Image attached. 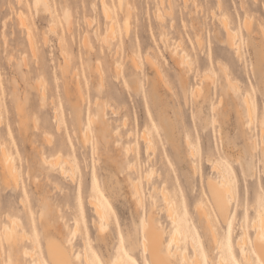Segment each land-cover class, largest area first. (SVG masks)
<instances>
[{"label": "rangeland", "instance_id": "rangeland-1", "mask_svg": "<svg viewBox=\"0 0 264 264\" xmlns=\"http://www.w3.org/2000/svg\"><path fill=\"white\" fill-rule=\"evenodd\" d=\"M124 1L127 5L122 7L121 0H48L49 8H45L36 0H0V151L5 146L20 171L18 186H7L0 163V230L8 222L5 212L9 206L18 217L25 219L24 201L36 222V229L30 225L27 233L31 237L37 233L40 240V246L36 248L31 244L27 246L36 254L30 260L50 264L45 251L46 224L52 221L54 226H59L61 220L58 217L70 210L66 203L70 207L77 206L75 188L79 179L84 203H87L93 192V167L99 184L113 202V219L121 223L119 229L113 220L108 226L106 232L112 241L106 249L97 244V223L88 220L92 243L105 264H109L119 245L117 231H122L127 244L131 240L135 242L152 200L160 221L169 223L161 213L164 204L160 194L150 193L152 184L167 175L170 189L173 190V183L185 199L189 222L196 227L194 237H200L204 251L201 264H213L210 234L200 222L195 204L203 197L216 216L207 178L218 174L212 166L220 163L235 176L237 210L230 233L236 258L245 264L236 242L246 231L248 241L254 238L256 209L253 205L259 194V184L264 188L261 152L264 148V0ZM103 4L108 6L111 20L116 22V33L108 41L103 36L111 20H108ZM124 6L130 9L128 24L123 20ZM63 7L71 15L69 26L64 20ZM158 11L164 13L165 22L156 17ZM21 16L27 20V29L21 23ZM224 18L236 33L235 42L240 47V54L235 45L227 42ZM246 18L251 20L249 30L244 26ZM29 33L35 39V49L29 44ZM85 36L89 44L83 43ZM60 42L63 44L59 46ZM63 46L67 49H62ZM33 49L39 51L38 54ZM172 51L176 56L186 51L190 59L188 66L176 65ZM150 53L155 55L158 63L155 66L146 59ZM64 56L70 57L71 75L66 74L71 76L70 82L76 79L72 76L77 75V80L69 85L80 84L81 88L78 87L83 94L77 90L79 88L75 90L82 94L81 98L73 88L69 89L70 94L74 91L70 97L66 96L64 82L69 78L64 79L60 67ZM134 56L139 67L132 64ZM115 63L120 64L119 72L115 70ZM97 64L100 70L95 67ZM73 67L77 73H72ZM183 69L188 70L185 80ZM205 73L213 75L209 90L202 78ZM227 73L239 89L229 86ZM197 86L201 88L199 96L195 93ZM42 90L47 92L46 96ZM245 93L251 103L252 131L246 127L249 118L241 99ZM17 105L21 107L20 112ZM98 109L102 113L100 129L91 122ZM87 127L92 130L93 140L84 149L78 142V133ZM103 128L107 129V136L102 133ZM127 131L135 132L140 139L138 155L141 160L138 161L141 170L144 173L153 171L151 179L146 181L148 177H143L141 182L145 214L136 213L135 199L131 197L132 192L130 194L131 182L127 185L129 175L136 176V172L128 171L126 166L137 149L132 146L126 156L121 152L122 144L133 145L132 137L124 136ZM142 132L156 138L155 150H147L140 138ZM45 135L50 136L51 142ZM188 136L192 149L186 143ZM254 138L258 151L252 149ZM61 141H65L78 158L79 169L74 182L63 178L57 168L43 163L45 159L56 160L59 156L62 159L67 155L64 149L60 151L52 146ZM93 142L99 146L94 152ZM116 160L118 164H115ZM49 201L56 204L52 220L47 208ZM85 208L87 219L94 218L91 207ZM216 219L219 240L228 250V224L217 216ZM1 244L5 251L6 244L3 241ZM66 244L69 246L68 242ZM214 252L218 253V249ZM135 253L138 263L130 264H144L140 252L135 250ZM6 261V255L0 254V264H6Z\"/></svg>", "mask_w": 264, "mask_h": 264}, {"label": "bare ground", "instance_id": "bare-ground-1", "mask_svg": "<svg viewBox=\"0 0 264 264\" xmlns=\"http://www.w3.org/2000/svg\"><path fill=\"white\" fill-rule=\"evenodd\" d=\"M160 2L164 3V1L162 0ZM36 3H41L45 8H49L48 0H36ZM123 5H125V1L121 0L120 6L123 7ZM125 6H124V9H125ZM103 7H104L103 10H105L107 14L105 15L107 16L108 20L109 19L111 20V18L113 17H111V14H109L110 11H109L108 6L103 4ZM63 9H64V20L66 21V23H68L67 25L69 26L71 24L70 12L64 7ZM125 10L126 12L124 13L125 17H123V20L125 24H128L129 17H130V11H129L130 9L127 8ZM156 17L159 18L158 19L159 21L162 20L163 18L165 19L164 13L161 11H158V13L156 14ZM164 19L163 21L165 22ZM20 20H21V23L26 28L27 27L26 18L24 16H21ZM227 21L228 20L226 18L223 19V25L225 27L227 42L231 46L235 45L237 48V53L240 54V47L239 45H236L237 43L235 42L236 33L228 25ZM115 23L116 22L113 19L111 20V23L107 25L105 34L103 36V39L105 41H108L110 36L115 35L116 33ZM244 26L246 29L249 30L251 28V20L246 18L244 21ZM28 32H30V29ZM31 33L28 34V38H29L28 40H29V44H31V47H33L35 45L34 44L35 39ZM83 43L89 44L87 36L84 37ZM60 44L61 42L59 43V46ZM178 44H181V42H178ZM121 45L122 44H120V46ZM64 47L66 48V46H63L62 49H64ZM86 47L88 48V46ZM33 48L35 49V46ZM62 49H61V54H62ZM36 50L34 51L36 52ZM38 52L36 53L38 54ZM174 52L176 53V50H174ZM174 52H173V55L170 54L174 57V58L172 57L175 60V61L173 60V62L175 64L177 63L176 65L178 64L181 65L182 67L183 66L185 67V65L188 66L187 64H189L190 59H188V55L186 51L180 52L179 56H176ZM177 54H178V50H177ZM70 55H71V51L69 50V56ZM69 56L67 57L64 56L65 59L63 57L64 59L63 63L62 62L60 63V67H61L64 79L71 77L70 76L71 74L69 72V68H71L70 67L71 62H69L70 60ZM146 59L147 61H149V63L153 64L154 66L158 64L156 63V58L154 54L150 53L146 55ZM132 64L134 67H139V62L137 59H135V56L132 57ZM97 66L95 65V67L100 70L98 64ZM95 67L93 66V68L97 72V69ZM222 67L227 72L226 67H224L223 65ZM115 68H116L115 70L119 72L120 64L115 63ZM157 68L159 69L158 65H157ZM74 70L76 69H74L73 67L72 73H77V70L76 71ZM68 72L70 74V75L68 74L69 76L66 75ZM182 72H184L183 79L185 80L188 74V70L183 69ZM101 76H102V73H101ZM72 77L73 78L76 77V79L71 78L72 80L70 82V78H69L65 80L64 82V89H65L64 91H66L65 93L67 95L66 94L65 95L67 97H70V95L74 92V91H71L72 93L70 94L69 89L71 90V88H73L75 90V88L80 87V84H79L80 81H77V83L79 84L78 85L79 87L78 86L75 87L73 84L69 85L70 83L73 82V80L74 81L77 80V75L72 76ZM202 78L204 81L207 82L206 88L207 90H209L211 86V83L209 80H212L213 75L211 73H205L203 74ZM101 80H103V77ZM227 81L230 87H233V88L236 87L235 89H239V86L236 83H234V81L229 77L228 73H227ZM80 88L77 90L78 91L81 90V93H82V89ZM42 89H45V87L44 88L42 87ZM200 89H201L200 86H197L195 90V93L197 95L199 94ZM77 90H75V93L77 92ZM43 92L45 93L46 91H43ZM46 93L43 95L46 96ZM76 94L80 95V98H81L82 97L81 95L83 93L80 94L78 92ZM241 99L245 104V107L248 113V118H249V121L246 127L247 129L252 131V124H253L252 116L253 115H252V109L250 105L251 103H250L248 94L245 93L244 95H242ZM18 105L20 104L18 103ZM18 105L17 107L19 108L17 109L19 111L21 109L20 107L21 105L20 106ZM237 112L239 114V110H237ZM101 116H102V113L100 109L96 110L93 113L91 117V122L93 123L92 125H94V127H96V125L99 126V123H100L99 119ZM20 118L23 119L22 117ZM216 121H218V119H215V122ZM21 124H23V122ZM98 128L100 129V126ZM106 130L107 129L103 128L102 133L104 134V136H107ZM153 130L154 129H152V131ZM149 131L150 129L148 130V133ZM91 132H92L91 128L87 127L83 129L81 128L78 133V139H79L78 142L82 144L84 149L86 148L87 144L89 143L91 144V140H93ZM145 132L140 133L142 134L141 135L142 137L140 138H142L141 141L142 140L144 141L145 145L147 146V150L149 151V149L151 150L155 147L156 138L154 137L152 138L150 134L148 135ZM124 136H126L128 139L132 137L131 144H133L130 147L126 146V144L121 145L123 146V150L121 149L120 150L121 152L125 154V156L128 152H130V148L132 146L134 147L135 145V147L137 148L136 153H134L133 159L127 162V166L124 165V167L126 166L128 168L127 169L128 171L129 169H132L134 171L133 173L136 172V176L133 177L132 175L127 174L129 175V178L127 176L128 182L127 181L126 182H127V185L129 182H131L130 190L132 191H130V194L132 192L133 195L131 194V197L132 196L135 197V198L133 197V199H135L134 206H135L136 213L145 214L146 205L144 204V195L142 194L141 182H142L143 177L144 179H146L145 177H148L146 181L151 179L150 176L153 174V171L144 173L139 166L141 164L140 161H138V159L141 157V156L139 157L138 155V153L140 152L139 147H138L140 139L135 134V132L133 133L132 131H127L124 134ZM44 137H47L45 138L46 140L50 138L49 135H45ZM49 142H51V140H49ZM186 143L191 148L192 144H191V140L189 136L186 139ZM96 144L98 143L93 142V145H92L93 152H94V149H96L97 147ZM252 145H253L252 149L254 151H258L259 146L255 138L252 140ZM52 146L54 149H58L60 151L64 149L67 155L65 157L62 156V159H61V156H59L58 159L56 160L45 159L43 160V163H45L46 165H51L53 168H57L58 173L63 178H66L67 180H71L74 182V178L76 177V172L79 169L78 158L75 152L66 145L65 141H61L60 143H53ZM1 148L2 149L0 151V163L2 166V174L4 177V182L7 186L8 185L18 186L20 182V171L15 165L14 160L10 156L9 152L6 150L5 146ZM110 150L108 152H110ZM117 152H119V150ZM133 152L135 151L133 150ZM190 152L194 154L195 152L197 153V150H195L194 153L192 150ZM261 152L263 154L262 165H263V172H264V148L261 149ZM111 153H114V152H111ZM95 154H97V152ZM122 154L120 153L119 155H122ZM121 157L118 159L121 160ZM116 161L117 163L115 164H118V160ZM211 162L212 161L208 163H211ZM219 164L213 163L212 168H214L216 173L218 172V174L216 176L210 175L207 178V188H208V192L210 193V199L212 200L213 208L217 212L216 214L217 218L219 217L222 222L228 224V237H227V245H229L228 250L225 249L224 245L222 244V241L219 240L218 233L216 231L218 220L216 219V216L213 214L212 210L209 208L210 206L208 202L206 201V199L201 197L196 202L195 208L198 213L200 222L203 223L204 228L210 234V246H211L210 254H212L211 261L214 262L213 264H241L240 260L236 258V254L234 251L235 246L232 243V237L230 233L231 227L233 225V219L236 215V210H237V204H236L237 200L236 199L238 197L234 196V194L235 195L237 194L236 187H235V176L233 175V172L228 169V167L225 166L224 168V166L223 167L221 166L222 164L221 165ZM158 174L160 173L158 172ZM172 182L174 181L172 180ZM76 184H77V188H75V195L77 196V206L73 205L72 207H70L66 203L67 208L70 210H67V212H65L64 215H62L61 217H58V220H61V222L59 223L60 224L59 226L57 225V223H56L57 226H54L52 221L46 224L45 236L47 240L45 242V251L48 256V261L50 264H105L100 252L94 247L92 243V239L90 238L88 220H90V223L92 224L97 223L98 226L95 225L96 227H98L97 229L99 230V233L97 236L99 240L97 244L107 249L109 242L112 241L110 234L106 232V230L108 226H111L110 225L111 221L112 220L114 221L113 212L115 211V209H114L113 202L110 200L109 195L106 193V191L99 184L97 175L95 174L93 167H92V187H91V191L93 192L88 196L86 200L87 203H84L81 179H79V181H76ZM170 187H171V183L169 182L167 175H164L161 177L160 181L154 182L152 184V187L150 190V193H153V195L156 193L160 194L161 200L163 201V204H164V206L162 207L163 212L161 211V213L165 215L169 223L166 225L160 221L159 213L155 211V207H154L155 203H153V200H152V202L149 205L150 208L147 211L148 214L145 215L146 218L145 219L143 218L141 221L139 237L138 235L136 236L135 242L131 240L130 243L127 244L125 236L123 235L122 231L120 230L117 231L119 245L116 247V250L113 252V255H112L113 258L109 264L138 263V260L135 257L137 256L135 253V250H138L140 252L142 259L144 260V264H188V263L197 264L198 262L201 264L200 257L202 258L201 254L203 251L201 248V240H200V237L199 238L194 237V228L196 230V227L194 226L193 228L192 224L189 222L190 218L188 217V211L186 210L185 199L179 195L178 189L173 185V183H172L173 190H171ZM258 190H259V194H258L255 205H253L256 209L255 211L256 215L254 217V224H255L254 226H256V231L254 234V238L251 240V242L248 241V238L246 236V232H247L246 231L245 235L242 238L238 239L236 242L237 247L241 249L240 252L242 255L243 262L245 264H264V188H262V184L261 185L259 184V188L257 189V191ZM245 199L247 200V197ZM26 205L27 204H25L23 201L25 219H21L20 217H18V213L14 211L13 209H11L10 206L5 212L8 222L5 223L3 227H1V230H0V254L6 255L7 257L6 264H37L36 262L31 261L32 259H34V256L36 254L34 253L32 249L27 248V246L31 244L33 247L36 248L40 246V240H39L37 233H34L37 236L35 237L32 236L33 238L27 233L26 229L30 225L33 230L36 229V222L32 216L30 209ZM55 206L56 204L54 202L49 201L47 203L49 218L51 220L55 217L54 216ZM85 207H91V209L93 210L94 218L87 219V208ZM56 211L58 212V209H56ZM113 224H116V227L118 229L121 228V223L119 221L115 220ZM168 234L170 235L168 236ZM80 240L82 241V244H80L81 243ZM1 241H3L6 244L5 251H3L2 249ZM66 242L69 243V246H67ZM180 243H182V245H180ZM215 248L218 249V253L214 252ZM107 251L108 250H106V252ZM190 252H191V255H190ZM38 256H42V255H38ZM189 256H192L191 259Z\"/></svg>", "mask_w": 264, "mask_h": 264}]
</instances>
